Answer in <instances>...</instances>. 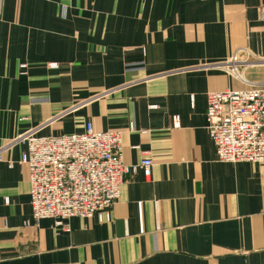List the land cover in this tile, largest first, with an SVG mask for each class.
Returning a JSON list of instances; mask_svg holds the SVG:
<instances>
[{
    "label": "crops",
    "instance_id": "0c3cea01",
    "mask_svg": "<svg viewBox=\"0 0 264 264\" xmlns=\"http://www.w3.org/2000/svg\"><path fill=\"white\" fill-rule=\"evenodd\" d=\"M241 50L247 83L219 68ZM263 81L264 0H0V264H264V163L218 162L205 121L207 94ZM87 123L150 176L109 222L34 221L17 138Z\"/></svg>",
    "mask_w": 264,
    "mask_h": 264
},
{
    "label": "built area",
    "instance_id": "2783aa9c",
    "mask_svg": "<svg viewBox=\"0 0 264 264\" xmlns=\"http://www.w3.org/2000/svg\"><path fill=\"white\" fill-rule=\"evenodd\" d=\"M250 58L247 50H241L219 68L247 83L242 69L255 63ZM48 67L55 69L57 64ZM171 121L172 128L179 127L178 116ZM205 121L218 162L264 163V81L245 90L207 94ZM128 130H134L132 123ZM121 134L95 131L87 123L82 133L38 136L31 130L20 135L16 141L25 145V151L19 164L27 169L33 220L50 219L66 228L73 218L98 215L102 220L104 213L109 222L125 177L141 170L147 178L153 165L148 153L137 164L124 163Z\"/></svg>",
    "mask_w": 264,
    "mask_h": 264
}]
</instances>
